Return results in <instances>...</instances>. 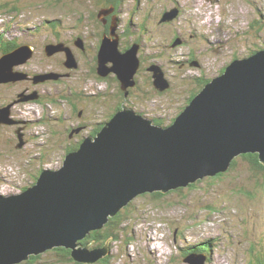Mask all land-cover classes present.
Segmentation results:
<instances>
[{"label": "rangeland", "instance_id": "374dc122", "mask_svg": "<svg viewBox=\"0 0 264 264\" xmlns=\"http://www.w3.org/2000/svg\"><path fill=\"white\" fill-rule=\"evenodd\" d=\"M113 1L1 0L0 52L4 39L32 54L13 68L25 77L0 82V110L11 121L0 122V194L21 192L44 168L62 166L72 143L89 137V129L98 130L119 104L161 120L160 126L171 124L199 89L197 78L219 75L234 57L264 47V0H118L117 13ZM105 9L121 19L120 29L110 22L111 31L126 33L129 46H139L135 84L127 90L120 88L114 72L100 80L92 70L96 54L88 47L83 55L72 53L69 64L74 67L69 68L64 50H44L47 44L70 49L75 33H82L87 45L97 44ZM170 11L176 14L161 21ZM154 64L168 80L163 90L154 85L148 69ZM105 65L112 66V61ZM32 73H54L56 78L35 82ZM126 91L131 94L124 98ZM98 119L102 122H94ZM74 128L78 130L69 134ZM244 163L239 159L234 169L205 175L178 190L136 194L122 207V232L114 241L85 244L87 250L105 248L92 264H264V178L245 170ZM90 234L82 238L90 239ZM85 246L79 243L76 249ZM62 253L53 247L33 261L13 264L80 263Z\"/></svg>", "mask_w": 264, "mask_h": 264}, {"label": "water", "instance_id": "95a60500", "mask_svg": "<svg viewBox=\"0 0 264 264\" xmlns=\"http://www.w3.org/2000/svg\"><path fill=\"white\" fill-rule=\"evenodd\" d=\"M175 14L165 12L160 20L168 21ZM112 34L113 38L104 35L98 46V74L114 72L124 90L134 84L139 46L121 51ZM76 44L82 47L81 41ZM44 50L46 54L64 50L65 64L73 66L72 52L63 44H47ZM31 54L21 45L3 53L0 82L25 77L13 68ZM108 61L113 65L106 66ZM154 67L148 69L164 89ZM47 78L56 76L39 73L34 79ZM3 121L11 122L0 110ZM79 146L66 155L61 169L44 170L23 193L0 197V264L56 244L71 247L77 260L91 261L105 248L73 249L74 239L100 226L108 213L113 215L135 194L186 186L224 169L243 151L257 153L264 163V51L235 62L206 84L175 122L162 127L133 110H117L99 134L84 138Z\"/></svg>", "mask_w": 264, "mask_h": 264}, {"label": "trees", "instance_id": "16d2710c", "mask_svg": "<svg viewBox=\"0 0 264 264\" xmlns=\"http://www.w3.org/2000/svg\"><path fill=\"white\" fill-rule=\"evenodd\" d=\"M4 1H6V0H4ZM106 2H110V1H113V0H105ZM0 2H1V0H0ZM112 3H114V8L113 9H116L117 7H118V0H114ZM8 6V5H7ZM7 6H5L4 7V10H6L7 9ZM17 6L16 5H14L12 8L15 10V8H16ZM1 8H2V5L0 4V12H1ZM17 10V9H16ZM19 10V9H18ZM75 14H76V12H74ZM263 20V22H264V19H262ZM126 27H128V24H127V26ZM128 30V29H127ZM2 41H3V43H4V45H2V48H1V54L2 53H5V52H7V51H9L12 47L11 46H14L15 44H13V42H6V41H4V39H1ZM99 42H101V40L99 41ZM2 44V43H1ZM11 44V45H10ZM98 44H100V43H98ZM256 51H258V50H256ZM256 51H254V52H256ZM98 52V51H97ZM253 53V51L250 53V54H252ZM96 54V57H95V66L97 67V64H98V59H97V54L98 53H95ZM235 58H237V57H234L233 59H235ZM232 59V60H233ZM97 60V61H96ZM226 66V65H225ZM225 66H223L222 68H221V70H220V73H222L223 71H225ZM197 78V77H196ZM213 78V77H212ZM210 79L211 78H207V79H205L203 76H200V78H199V81H198V78H197V82L198 83H200V87H199V89H197L194 93H192V95L188 98L189 100H188V103L190 102V100L195 96V94L203 87V85L205 84V83H207V82H209L210 81ZM124 96H122V97H124V98H126V97H129L130 96V92L129 93H127V91L126 92H124ZM32 100H37V101H41V98H34V99H32ZM187 103V104H188ZM186 104V105H187ZM186 105H185V107H186ZM121 106H123V104H119V106H116L115 107V109L112 111V112H110V114H109V119L107 120V121H109L112 117H113V115L117 112V110L118 109H120V107ZM184 109V108H183ZM175 118H176V116L175 117H173V118H171V122H173L174 120H175ZM156 121H154V123L156 122L157 124H161V120H159V119H155ZM106 121V122H107ZM105 122H103L99 127H98V130L96 131V132H98L100 129H101V127H102V125L104 124ZM79 144H80V142H79ZM79 144H78V147H79ZM72 145H74V144H72ZM75 146H71L70 147V149H67L68 150V152H70V150L72 151V149L74 150V149H77V148H74ZM67 152V153H68ZM66 153V154H67ZM65 154V155H66ZM64 159H65V156H64ZM63 159V160H64ZM239 159H244V160H246V163H244L245 164V170H248V171H252L253 173H255L256 175L257 174H259V175H261V177L262 178H264V163H262L261 161H260V159H259V156H258V154L257 153H253V152H245V153H240L239 155H237V156H235L233 159H232V161H231V164H230V166H229V168L228 169H230V170H232V169H234L235 167V165H236V163H237V161L239 160ZM227 169V170H228ZM244 170V171H245ZM221 173H217V175H220ZM38 176L39 175H36V177H34V182H36V180H37V178H38ZM191 184H193V182L192 183H190V184H188V185H191ZM263 184H264V180H263ZM179 187H183V186H179ZM179 187H176L177 189H175V190H178V189H181V188H179ZM27 188V187H26ZM161 192H163V191H154L153 193L154 194H163V193H161ZM125 215V212H124V209L122 208V209H119V211L115 214V215H113V216H111V217H109L108 218V220H107V222L102 226V228H99L98 230L97 229H95V230H92V231H90V239H87V238H83V239H80L78 242H80L81 243V245H84L85 246V244H87V243H94L95 242V245H99V246H102V245H104L105 243L107 244H109V242H111V241H114L115 240V238H116V234L117 233H119V232H122L121 231V229H122V223H123V217L122 216H124ZM88 234V235H89ZM86 237H87V235H86ZM64 247V248H63ZM54 249H57L58 250V252L59 251H62L63 253V255L64 256H71L72 257V255H71V249L70 248H67V247H65V246H56V247H54ZM197 251H199V250H197ZM30 259H32V261L34 260V259H36V258H38V256L37 255H35V254H33V255H31L30 257H29ZM101 258V257H100ZM100 258H98L97 260H99ZM72 259H74L73 257H72ZM97 260H95V261H97ZM31 261V260H30ZM79 264H92V262H81L80 261V263Z\"/></svg>", "mask_w": 264, "mask_h": 264}, {"label": "bare ground", "instance_id": "6f19581e", "mask_svg": "<svg viewBox=\"0 0 264 264\" xmlns=\"http://www.w3.org/2000/svg\"><path fill=\"white\" fill-rule=\"evenodd\" d=\"M51 21H53V20H51ZM59 24V23H58ZM127 25V24H126ZM113 30H114V28H113ZM112 30V31H113ZM65 31V30H64ZM96 31V30H95ZM57 34V33H56ZM88 41V40H87ZM90 41V40H89ZM88 41V42H89ZM128 48H130V47H128ZM127 48V49H128ZM98 51V50H97ZM264 51V47H262L261 49H259L258 51H256V52H254V53H260V52H263ZM254 53H252V54H254ZM252 54H250V55H252ZM98 55V54H97ZM250 55H248V56H244V57H242V58H235V59H233V60H231L230 62H229V64L226 66V69H225V71L228 69V67H230V65H232V64H234L235 62H238V61H240V60H243V59H246V58H248ZM99 61V60H98ZM127 63V62H126ZM61 65V64H60ZM112 65H113V62H112ZM154 68H155V72L154 73H157V74H159V75H161L162 76V79L165 81V83H166V86H169V84H168V80L167 79H164L163 78V72H161L160 71V67L158 66V65H155L154 64ZM63 67V66H62ZM79 67V66H78ZM59 68V67H58ZM60 70V69H59ZM97 70H98V64H97ZM121 70V72H122V69H120ZM138 70V69H137ZM225 71H223L222 73H220L219 75H216V76H214L213 78H211L210 79V81L209 82H207V83H205L204 85H203V87L195 94V96L199 93V92H201L202 91V89L203 88H205V86H206V84H210L211 82H213V79H215V78H217V77H219V76H221L222 74H224L225 73ZM151 72H152V77H153V71L151 70ZM64 73V72H63ZM27 74V73H26ZM134 74H135V72H134ZM134 74H133V76H134ZM151 74V73H150ZM29 75H31V74H29ZM117 76V75H116ZM135 77V76H134ZM118 78V77H117ZM119 80V79H118ZM163 80H162V82L160 83L161 85H162V83H163ZM35 82H36V80H34ZM120 81V80H119ZM14 82V81H13ZM24 82V81H23ZM153 82H154V84L157 86V84L155 83V80H153ZM19 84V83H18ZM22 84V83H21ZM135 84V83H134ZM133 84V85H134ZM32 85H33V83H32ZM10 86H11V84H10ZM158 87V86H157ZM128 88V87H127ZM154 88V87H153ZM106 89H107V87H106ZM154 89H157V88H154ZM158 89L160 90L161 88L160 87H158ZM109 90V89H108ZM161 90H163V89H161ZM99 91H101V90H99ZM20 92V91H19ZM97 92V91H96ZM39 93V92H38ZM107 93L105 92L104 93V95H106ZM96 95V94H95ZM95 95H93V96H95ZM98 95L100 96V95H103L102 94V92H99L98 93ZM32 95H29V98L31 97ZM92 96V97H93ZM194 96V97H195ZM96 97V96H95ZM193 97V98H194ZM192 98V99H193ZM23 99H27V97H24ZM191 99V100H192ZM191 100H190V102L187 104V105H189L190 103H191ZM14 101H17V99H14ZM20 102V101H19ZM25 102V101H24ZM15 104V103H14ZM187 105H186V107H187ZM14 107V106H13ZM185 107V108H186ZM122 109H129V110H133V111H135L136 113H138V114H141L140 112H137L134 108H127V107H121L119 110H122ZM117 114V112L113 115V117H115V115ZM142 115V114H141ZM99 116H101V115H99ZM145 116V115H144ZM60 117V116H59ZM112 117V118H113ZM146 117V116H145ZM178 117V115L176 116V118ZM61 118V117H60ZM111 118V119H112ZM176 118H175V120H176ZM111 119L109 120V121H107V122H110L111 121ZM99 120V119H98ZM148 120H149V122H153V119L152 118H149L148 117ZM151 120V121H150ZM175 120L173 121V122H175ZM40 122V121H39ZM38 122V123H39ZM9 123H11V122H9ZM106 123V122H105ZM104 123V124H105ZM24 124V123H23ZM103 124V125H104ZM84 126L86 125V124H83ZM82 125V126H83ZM102 125V126H103ZM27 126V125H26ZM83 126V127H84ZM163 127V126H162ZM101 129H102V127H101ZM101 129L97 132V134H99L100 132H101ZM96 132V130H95V128L93 127L92 129H89L88 130V132H87V135L89 136V137H94V134H96L95 133ZM96 134V135H97ZM33 136H35L36 134H32ZM95 135V136H96ZM84 140V139H83ZM79 143V142H78ZM77 145V144H76ZM75 145V146H76ZM78 147V146H77ZM80 147V146H79ZM79 147L77 148V149H74V150H72V151H70V152H68L67 154H69V153H74V152H76L78 149H79ZM246 151H243V152H239L238 154H236V156L237 155H239L240 153H245ZM66 154V155H67ZM66 155H65V157H66ZM235 157V156H234ZM65 160V159H64ZM63 160V164H64V161ZM231 161L232 160H229V162H228V164H227V166L224 168V169H222V170H219V171H217V172H215V173H213V174H205V175H217V173H222V172H225L228 168H229V166H230V164H231ZM29 163V162H28ZM63 164H62V166H63ZM62 166H60V167H58V168H55V169H50V168H44L43 169V171L44 170H47V171H57V170H59V169H61L62 168ZM40 169V168H39ZM41 174V173H40ZM40 174H39V176H38V178H37V180H36V182L34 183V184H32L31 186H27V188H25L24 190H22L21 192H9V193H5V194H0V197H5V196H9V195H11V196H13V195H17V194H21V193H23L24 191H26L27 189H29L30 187H32L33 185H35L37 182H38V180H39V177H40ZM205 175H203V176H205ZM203 176H200V177H198V178H202ZM212 177V176H211ZM197 178V179H198ZM194 182V181H193ZM192 183V182H191ZM176 187H179V186H176ZM176 187H174V188H176ZM20 189V188H19ZM170 189H172V188H168L167 190H170ZM167 190H165V191H167ZM155 191H162V190H155ZM148 192H153V191H148ZM164 192V191H163ZM142 193V192H141ZM136 195V194H135ZM134 195V196H135ZM133 197V196H132ZM131 197V198H132ZM130 198V199H131ZM128 203V200L126 201V203H123L115 212H114V214H116L118 211H119V209H121L124 205H126ZM128 208V207H127ZM113 214V215H114ZM109 216H111V214H107L106 215V220L105 221H103V222H101V225L100 226H98V227H96V228H90V229H87V231H86V233H85V236L84 237H86V235L87 234H89L90 233V231L89 230H91V229H93V230H95V229H99V228H101L104 224H105V222L108 220V218H109ZM157 233V232H156ZM83 237V236H82ZM82 237H78V238H75L74 239V244H75V246L73 247V249H76V247H77V245L80 243V242H78L79 240L78 239H83ZM149 238V237H148ZM152 238H153V235H152ZM156 241V240H155ZM163 241V240H162ZM163 244V243H162ZM164 245V244H163ZM56 246H65V245H59V244H56V245H53V246H49V247H47V248H44V249H42V250H40V251H38V252H36V253H34V252H29V253H26L25 254V258H21V259H19V260H17V261H15V262H12V263H10V264H13V263H16V262H20V261H22V260H24V259H28L31 255H33V254H39L40 252H42V251H45L46 249H49V248H53V247H56ZM65 247H67V246H65ZM79 247V246H78ZM64 248V247H63ZM67 248H70L71 250H72V248L71 247H67ZM79 249V248H78ZM81 249V248H80ZM84 250H87L86 249V246H85V249ZM100 257H102L101 255L99 256V257H97V258H95V259H93V260H91V261H81V262H93V261H95V260H97L98 258H100ZM75 259V258H74ZM75 260H77V259H75ZM163 260V259H162ZM77 261H80V260H77Z\"/></svg>", "mask_w": 264, "mask_h": 264}, {"label": "flooded vegetation", "instance_id": "af4514ba", "mask_svg": "<svg viewBox=\"0 0 264 264\" xmlns=\"http://www.w3.org/2000/svg\"><path fill=\"white\" fill-rule=\"evenodd\" d=\"M117 9L118 8H116L115 9V12L114 13H117ZM96 16L97 17H101L98 13H96ZM113 18H114V20H113ZM112 21H115V25H116V27L117 28H119L120 29V27H119V23L121 22V19L120 18H115L113 15H112V13H109V14H104V17H101L100 18V22L103 24V26H102V30H101V32L99 33V36L101 37V39H102V37L104 36V35H106V36H108V37H110V38H113L114 37V35L112 34V33H114L115 34V36H117V39H118V46H119V49L121 50V51H124V50H126L128 47H130L129 45V43H130V41H128V40H125L124 39V34H126V33H123V32H121V31H118V33H116V30L114 29L113 30V32H111V29H112V25H111V23L110 22H112ZM131 24V23H130ZM115 27V26H114ZM131 28V26L129 27V29ZM129 29H128V31H129ZM78 35L80 36V39L79 38H77L78 37ZM83 34L82 33H79V34H74V36L73 37H70V40L68 41L69 43H70V50H71V52L75 55V56H77V54L75 53V51L76 50H79L80 51V53L83 55V53H85V51H86V49H87V47L88 48H90V49H92V51L94 50V54L95 53H97V48H98V46H99V44L98 43H100V42H98L97 44H95L94 46H91V45H87L84 41H83V36H82ZM100 39V40H101ZM71 40H73V41H75V43H77L78 41H81V44H82V47H79L77 44L75 45L74 43L72 44L71 43ZM120 41H122L123 42V46H121V44H122V42H121V44H120ZM140 45L142 46V43L140 42ZM138 50H139V48H138ZM94 58H95V56H94ZM92 60V59H91ZM97 61V60H96ZM62 64L64 65V63H63V59H62ZM64 66H66V65H64ZM67 68H69V66H66ZM74 67V66H73ZM93 68H92V70L93 69H95V72L98 74V71L96 70V66H92ZM89 71V70H88ZM71 73L73 72V71H70ZM39 74V73H38ZM115 74V73H114ZM29 75V74H28ZM37 74H34V73H32V76H34V78H35V76H36ZM32 76L31 75H29L28 77H27V79H29L30 77V79H32ZM98 76H99V78H100V80H104L103 78H105L104 76H109V73L107 74V75H104V76H101V75H99L98 74ZM115 76H116V74H115ZM116 78H117V76H116ZM32 80H35V79H32ZM119 84H120V81H119ZM120 86V88H121V84L119 85ZM122 89V88H121ZM127 90V89H126ZM64 95V94H63ZM122 107V106H121ZM120 107V108H121ZM117 108V107H116ZM110 114V113H109ZM109 114L104 118L105 120L103 121V122H106L108 119H109ZM151 118V117H150ZM154 121H156L155 119H153V122ZM93 122V121H92ZM94 122H102L101 120H94ZM84 126V125H83ZM85 127V126H84ZM78 128H81V126H79ZM78 129L77 128H74V130H72L71 129V131H70V129H69V134L70 133H72V132H75V131H77ZM76 133H79V132H76ZM77 142V141H76ZM78 143V142H77ZM73 144V143H72ZM72 146V145H71ZM77 146H78V144H77ZM74 148H76V146L74 147Z\"/></svg>", "mask_w": 264, "mask_h": 264}]
</instances>
